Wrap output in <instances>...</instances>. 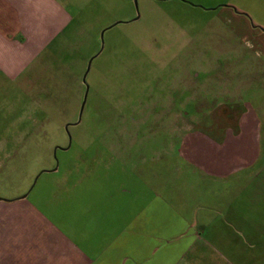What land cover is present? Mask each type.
<instances>
[{
    "label": "crops",
    "instance_id": "0c3cea01",
    "mask_svg": "<svg viewBox=\"0 0 264 264\" xmlns=\"http://www.w3.org/2000/svg\"><path fill=\"white\" fill-rule=\"evenodd\" d=\"M92 1L0 0V151L50 118L52 86L71 75L73 41L85 40L80 25ZM230 10L234 32L260 62L246 71L262 72L237 124L186 132L178 163H62L34 182L0 177V264L197 263L215 226L214 206L207 214L192 209L199 186L217 195L218 184L264 173V27ZM111 167V176L99 175Z\"/></svg>",
    "mask_w": 264,
    "mask_h": 264
},
{
    "label": "rangeland",
    "instance_id": "374dc122",
    "mask_svg": "<svg viewBox=\"0 0 264 264\" xmlns=\"http://www.w3.org/2000/svg\"><path fill=\"white\" fill-rule=\"evenodd\" d=\"M230 7L264 27V0L89 2L80 25L85 40L73 41L74 48L82 43L81 53L73 48L71 75L52 86L50 118L0 151V177L34 182L62 163H178L186 132L234 127L251 80L262 72L246 71L260 62L234 32ZM112 167L99 175L111 176ZM199 188L192 209L207 214L214 206L215 226L194 264H242L241 257L264 264V173L218 184L217 195ZM227 241L233 248L225 249Z\"/></svg>",
    "mask_w": 264,
    "mask_h": 264
},
{
    "label": "water",
    "instance_id": "95a60500",
    "mask_svg": "<svg viewBox=\"0 0 264 264\" xmlns=\"http://www.w3.org/2000/svg\"><path fill=\"white\" fill-rule=\"evenodd\" d=\"M138 17H139V16L135 17L134 19L136 20V19H138ZM117 23H119V22H117ZM117 23H116V24H117ZM104 32H105V30L102 31V34H101L102 37H103V35H104ZM91 61H92V59L89 61V64H88V70H87V71H89ZM87 89H88V85H87ZM87 93H88V91H86L85 94H84V99H83V102H82V105H81V112H82V110H83V108H84V105H85V103H86V100H87Z\"/></svg>",
    "mask_w": 264,
    "mask_h": 264
}]
</instances>
